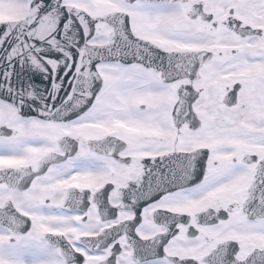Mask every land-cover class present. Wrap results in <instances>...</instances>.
<instances>
[{
    "label": "snow or ice",
    "instance_id": "1",
    "mask_svg": "<svg viewBox=\"0 0 264 264\" xmlns=\"http://www.w3.org/2000/svg\"><path fill=\"white\" fill-rule=\"evenodd\" d=\"M0 264H264V0H0Z\"/></svg>",
    "mask_w": 264,
    "mask_h": 264
}]
</instances>
